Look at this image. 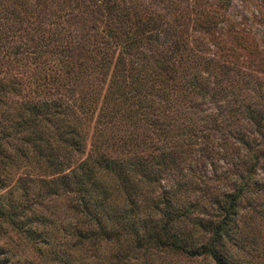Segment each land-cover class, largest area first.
Wrapping results in <instances>:
<instances>
[{"label": "trees", "instance_id": "obj_1", "mask_svg": "<svg viewBox=\"0 0 264 264\" xmlns=\"http://www.w3.org/2000/svg\"><path fill=\"white\" fill-rule=\"evenodd\" d=\"M70 1L77 7V1ZM95 4L112 25L97 34H79L83 45L74 31L65 34L52 27L59 17L52 6H43L40 14L46 33L35 27L22 45L9 43L14 21L6 25L0 14V221L28 243L51 245L49 228L34 226L44 225L46 217L32 206L46 196H59L82 224L72 228L82 237L79 246L113 239L125 242L130 256L166 251L201 257L208 264H233L226 252L239 232L232 223L236 206L257 162H264V149H252L238 137L244 158L230 162L233 171L221 173L231 177L233 192H212L208 218L196 215L199 198L184 201L181 195L187 198L204 180L195 174L194 163L184 160L191 154L199 163L201 151L213 145L207 133H199L202 145L192 153L196 130L177 121L194 113V96L215 94H209L210 81L192 69L196 49L173 26L158 27L150 17L136 19L113 0ZM78 49L87 53L84 59H73ZM210 60L203 61L206 67ZM98 81L102 93L83 87ZM211 83L218 89L231 84ZM185 94L187 102L177 99ZM243 113L262 125L260 110L247 107ZM168 180L173 184L167 185ZM255 184L256 191L260 185ZM46 251L49 259L57 256L51 246ZM0 264L18 263L0 246Z\"/></svg>", "mask_w": 264, "mask_h": 264}, {"label": "rangeland", "instance_id": "obj_2", "mask_svg": "<svg viewBox=\"0 0 264 264\" xmlns=\"http://www.w3.org/2000/svg\"><path fill=\"white\" fill-rule=\"evenodd\" d=\"M50 1L0 0V14L6 19V25H9L10 19L14 21L15 27L11 29L9 25L7 39L10 44L22 45L28 42L25 37L33 34L35 27H40L41 34L46 33L40 24V14L45 5L52 6L56 16L59 15L54 18L52 27L63 28L65 34L67 31H74L75 39L80 45L85 42L81 38L77 39L79 34H97L112 25L105 22L101 7L94 5L95 0H74L78 2L77 7H72L70 0ZM113 1L119 8H128L133 13L131 16L136 19L150 17L158 27L163 28L167 24L179 29L189 48L194 46L196 49L192 69H196L210 81L209 94H215L202 99L194 96L193 103L191 102L196 105L192 109L194 113H187L186 117L184 113L177 121L196 130L198 139L195 146L190 147L192 153L197 154V147L202 145L198 141L199 133H207L208 141L213 146L206 153L201 151L198 156L200 165L191 160V154L184 160L185 164L194 163L191 166L196 169L195 174L204 182L199 183L197 189L191 190L187 198L181 195V199L186 201L198 197L195 213L203 219L208 218L207 205L210 204L212 192H233L234 187L229 186L231 177L222 178L221 173L227 169L233 171L234 167L230 166V162L240 163L241 158H244L241 156L245 152L244 145L237 138L242 136L252 149H264V0ZM205 25L209 27L207 31ZM52 47L50 45L48 49ZM75 52L73 59L77 60L84 59L87 54L82 49ZM206 59H211L207 67L203 63ZM222 65L226 68L222 69ZM16 69L24 71V67L16 66ZM217 79L223 86H228L229 82L231 84L226 89H218V86L211 83ZM90 86L99 93L103 91V83L99 81L96 85L88 84L83 87ZM177 99L183 102L190 100L186 94ZM247 107L260 110L262 125L256 126L250 121L251 118L245 116L243 109ZM184 110L182 108V112H185ZM209 123L215 125V128L205 129ZM216 143L222 144L223 148ZM202 153L207 155L206 158H203ZM263 163L257 162L255 171L248 180V190L243 191L245 197H242L236 206L237 212L232 223L234 222L239 232L232 246L225 244L229 249L226 253L233 264H264ZM255 180L258 181L257 185H260V189L257 187L256 191ZM172 184L171 180L167 181V185ZM31 187L36 189L38 184ZM202 192L206 194L203 195ZM64 202L59 196H46L39 205L32 206L35 211L46 217L44 225L37 222L34 226L36 230L49 228L53 236L51 245L43 247L39 242L28 243L23 236L19 237L0 221V246L13 261L18 264H208L207 260L201 257L166 251H152L143 255L135 252L130 256V252L126 251L125 242L120 244L113 239L85 241L86 243L83 242L84 244L79 246L77 240L82 237H77L72 228L80 229L82 224L72 217ZM49 246L57 252L54 259L46 256ZM37 247L43 249L41 254L35 249Z\"/></svg>", "mask_w": 264, "mask_h": 264}]
</instances>
